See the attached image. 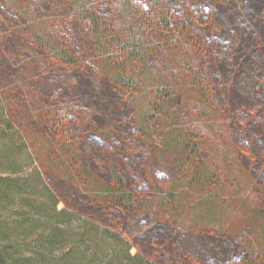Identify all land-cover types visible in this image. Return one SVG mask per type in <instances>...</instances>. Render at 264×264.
I'll return each instance as SVG.
<instances>
[{
	"label": "rangeland",
	"instance_id": "374dc122",
	"mask_svg": "<svg viewBox=\"0 0 264 264\" xmlns=\"http://www.w3.org/2000/svg\"><path fill=\"white\" fill-rule=\"evenodd\" d=\"M118 1L122 0H91L94 5L106 8L113 3V10ZM138 1L144 0H124L128 4ZM155 1L159 5L165 3L175 7L176 11L182 4V0ZM242 1L224 3L225 8L230 7L225 11L221 9L224 15L211 14L219 27L224 21L230 23L226 25L228 30L225 29L230 41L235 37L242 38L248 30L242 23L243 17L252 26L258 19L255 1L247 0L246 4ZM127 9L130 13L129 5ZM73 11L69 0H0V176L13 177L26 189L14 201V206L23 199H38L49 204L54 198L57 209L63 208L70 214L69 220L60 225L67 232L81 236V240L76 241L78 237L70 235L66 245L83 244V249L90 248L85 264H105L112 255H131L133 261L130 264H192L185 254L194 250L196 264H205V254L216 260V264H223L227 255L240 253L241 249L231 242L233 239L222 241L218 237L192 236L186 230L193 226L201 229L197 216L205 197L216 193L224 196L226 190L239 187L244 195L237 203L242 207L238 209L239 213H233L235 204H230L228 209L234 208L232 214L243 216L235 220L238 230L256 226L254 219L244 213L263 206L258 198L264 194V159L252 155L263 151L264 141L260 136L259 139L254 136L264 132V120L257 118L261 111L264 114V108L260 106L249 113L243 101L226 98L222 89L215 98L216 105H210L207 98L206 103L203 102L197 85L192 83L194 76L210 90L218 91L216 82L221 84L222 75L229 68L222 59L205 62L200 57L188 55L182 47L165 57L149 52L146 67L154 70L150 63L154 60L159 73L167 74L160 81L165 86L173 84L172 92L176 95L168 103L174 115L170 121H164L169 126H155L151 131L149 125L142 126L138 122H145L143 117L150 113L153 84L148 85L149 81L142 84L140 81L141 87L133 91H116L104 85L94 90L89 86V78L96 80L83 57L81 37L77 34L78 40L71 38L73 30L68 21L72 19ZM128 13L121 11L115 15L121 19ZM147 46L152 45L148 43ZM69 53L72 54L67 57H72V64L65 63L60 57ZM184 64L190 65L189 72L183 68ZM252 82L255 83L254 79ZM238 94L235 93L240 98ZM222 99L228 100L229 104L220 103ZM69 112H74L87 124L80 130L81 134L72 130V140L55 129L63 125L62 119L72 115ZM75 115L71 117L75 119ZM242 116L246 119L242 120ZM189 125H193L202 139L208 141V146L213 147L207 156L209 160L213 159L210 166L216 174L217 188L190 184L179 169L177 154L165 144L173 132ZM241 129L251 139L248 143L251 155L231 152L236 145L234 136ZM96 133L102 134L104 144L93 141L97 138ZM117 134L135 147L126 153L132 165L125 162V153L120 157L115 147ZM225 153L230 157H225ZM119 158L130 167V171L124 172L126 177L134 176L142 186L139 195L145 211L129 218L108 208L105 210L106 193L101 191V181L106 180L108 167L123 170ZM91 159L97 163L103 161L102 172L92 169L95 162ZM230 169L238 176L226 175ZM9 170L15 173L10 175ZM234 177L235 181L231 182ZM218 206L222 207V203ZM16 209L2 203L0 220L9 222L17 217L20 210ZM115 216H120V221L117 217L115 221L111 220ZM90 229L95 232L90 234ZM178 229L182 232H177ZM17 245L22 255H31L37 249V242L32 237ZM136 256L143 260L138 262Z\"/></svg>",
	"mask_w": 264,
	"mask_h": 264
},
{
	"label": "trees",
	"instance_id": "16d2710c",
	"mask_svg": "<svg viewBox=\"0 0 264 264\" xmlns=\"http://www.w3.org/2000/svg\"><path fill=\"white\" fill-rule=\"evenodd\" d=\"M69 1L74 10L72 19L68 21L73 30L70 32L71 38L72 40L77 39V34L81 37L79 42L81 51L84 52H82L83 57H86L88 69L91 68L90 70L94 73L92 77L96 80L93 81L89 78V86L94 90L104 85L112 90L116 89V91H133L141 87L143 82L149 81L148 85L153 84L150 113L143 117L145 122H138L142 126L149 125L148 129L151 131L155 126H169L168 122L164 124V121H170L174 117L168 103L171 102L175 94L172 92L173 84L165 86L160 81L161 77L167 76V74L159 73L160 69L154 60L150 62L154 70L146 67V54L149 52H152L153 56L165 57L171 51L182 47L188 55L200 57L205 62L207 60L217 62L222 59V62L227 63L226 66L229 68L223 73L221 84L218 85L216 82L218 91L210 90V87L194 76L195 79L192 83L197 85L203 102L206 103L205 99L207 98L210 105H216L215 102L218 101L215 98L219 97L217 94H219V89H222L226 98L231 97L230 99L235 102L238 99L243 101L244 105L248 107L249 113L254 112L260 106L262 109L264 108V0H254L258 6V10L255 11V16L258 17L255 25L252 26L243 17L242 23L248 27V30L245 31L242 38L235 37L232 41L228 34H225V29L228 30L226 25L230 23L224 21L219 27L217 25L219 23L215 24V21L211 19L212 13L224 15L223 11L230 7L225 8L223 5L229 0H182L178 11L175 10V7L172 8L165 3L159 5L155 0L150 3L144 0L129 4L124 0L118 1L115 10L111 9L113 3H109V8H106L102 5H94L91 0ZM247 2V0L242 1L245 4ZM128 5L130 13H128ZM236 6L234 5L235 8L238 7ZM121 11L128 14L123 15L121 19L116 18L115 13ZM148 43H151L152 46H147ZM71 54L60 55L61 60L72 64L73 61L70 59L72 57H67ZM182 66L188 72L191 69L188 64ZM252 79L255 83L252 82ZM156 81L158 83L154 84ZM154 85L156 89H154ZM235 93H239L241 97L239 98ZM220 103L227 104L228 100L222 99ZM232 113L239 114L237 111ZM69 114L75 115L74 112H69ZM72 115L62 119L63 125L55 128L69 140L74 139L72 130L81 134L80 130L84 125H87L78 115H75V119L71 117ZM257 115L258 121L264 120L262 111ZM115 116L121 120L119 115ZM241 119L246 118L242 116ZM241 119L238 121L241 122ZM242 129L234 136L236 145L231 152L250 154L248 143L251 139L242 133ZM259 134L254 137L260 136V139L264 141V132ZM97 135L93 141L98 145L104 144L103 137H100L102 134ZM116 138L118 142L115 147L120 157L121 153H125L124 156L127 159L125 162L132 165L128 161L126 153L131 152L135 148L134 145L126 142L125 137L118 134ZM206 142L208 141L202 139L195 127L189 125L173 132L165 144L172 147L171 150L177 154L179 169L190 184L206 189L217 188L215 186L216 174L213 167L210 166L213 159L209 160L207 156L208 151H213V147L208 146ZM225 154H227L225 157H230L228 153ZM252 156L260 157L259 160L264 159V147L262 152ZM91 160L95 162L92 169L102 172L103 161L97 163V160ZM119 160L123 170L116 166L108 167L107 178L101 181L103 185L101 191L106 193L107 207L105 206V210L108 208L129 218L130 215L145 211L144 202L139 195L142 186L136 178H133L134 176L126 177L124 172L130 171V167L126 166L124 160L120 158ZM7 172L10 175L15 173L14 170ZM226 175L229 177L238 176L236 173H231V169L226 172ZM234 181L235 177L231 182ZM25 191V187L20 186L15 178L0 176V207H2V203H5L8 207L12 206L20 210L17 217L9 222L0 220V264H85L86 252L90 248L83 249V244L66 245L70 235L77 236L76 241L81 240L80 234L67 232L60 225L62 221L69 220V211L63 208L57 209L54 198L50 200L49 204L42 203L38 199L32 201L23 199L19 201V205L14 206V201L18 200V196L23 195ZM243 195L244 192L239 187L232 191L226 190L224 196L216 193L205 197L202 201L204 206L197 216L198 226H201V229L193 226L192 229L186 231L192 236L218 237L222 241L233 239L231 242L241 249L240 253H234L233 256L227 255L223 264H264V202H262L264 194L258 198L263 206L247 210L244 213L245 216L254 219L256 226L238 230L235 220L243 218V216L232 214L234 208H228L230 204H235L236 208L233 213H239L238 209L242 207V204L237 203V200L241 199ZM226 201H230V203L228 204ZM219 203H222V207L218 206ZM225 212L226 215H224ZM115 218L120 221V216L110 219L115 221ZM94 232L95 230H89L90 234ZM177 232H182V230L178 229ZM31 237L37 242V249L33 250L31 255H22L17 244L19 241L25 242ZM195 243L194 241L193 244L195 245ZM54 252L60 254L55 256ZM188 253L186 251V259L190 260L192 264L198 263L196 251ZM136 258H139L138 262L142 259L137 256ZM204 259L205 264H216V260L207 257L206 254ZM131 261H133L131 255H112L105 261V264H130Z\"/></svg>",
	"mask_w": 264,
	"mask_h": 264
}]
</instances>
